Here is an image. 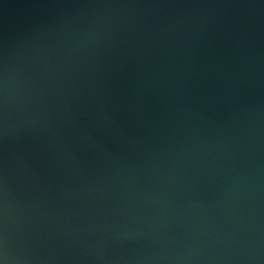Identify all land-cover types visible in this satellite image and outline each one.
I'll list each match as a JSON object with an SVG mask.
<instances>
[{
	"label": "water",
	"instance_id": "95a60500",
	"mask_svg": "<svg viewBox=\"0 0 264 264\" xmlns=\"http://www.w3.org/2000/svg\"><path fill=\"white\" fill-rule=\"evenodd\" d=\"M0 264H264V0H0Z\"/></svg>",
	"mask_w": 264,
	"mask_h": 264
}]
</instances>
